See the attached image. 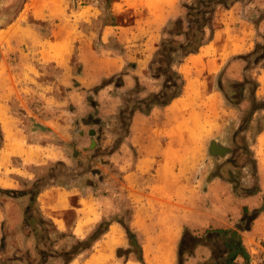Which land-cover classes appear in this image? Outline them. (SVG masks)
Wrapping results in <instances>:
<instances>
[{
  "label": "rangeland",
  "instance_id": "1",
  "mask_svg": "<svg viewBox=\"0 0 264 264\" xmlns=\"http://www.w3.org/2000/svg\"><path fill=\"white\" fill-rule=\"evenodd\" d=\"M60 1L65 18L34 21L24 14L17 19L27 0H0V129L7 119L22 149L36 155L26 161L9 153L3 162L2 154L8 153L3 143L0 188L16 196L37 183L42 189L56 188L69 201V209L53 215L63 218L67 229L58 230L51 219L36 225L38 231H49L48 240L40 234L37 242L18 209L28 205V198L0 193L5 211L0 213V263L39 264L34 249L38 245L51 254L43 264H63L54 256L111 219L135 234L143 263L126 255L127 234L113 221L121 243L108 249L113 257L109 264H152L166 230L176 232L172 264H212V253L203 262L188 260L193 252L182 255L179 263L184 229L186 249L194 244L190 237L204 239L207 232L232 230L248 255L264 236V59L255 49L264 44V0H242L228 12L215 10L216 37L173 67L184 82L178 98L186 103L176 111L172 103L177 98L165 106L152 104L162 78L154 76L149 65L159 42L167 39L163 30L183 18V4L192 0ZM162 7L173 9L172 17L162 15ZM104 20L116 26H102ZM25 25L38 42L54 38L66 25L58 34L73 37L68 60H43L41 51L48 54L49 48L19 40ZM206 59L218 61L220 68L205 71ZM213 141L230 152H212ZM232 159L235 165L228 163ZM220 168L231 169L240 186L236 191L218 179L210 182ZM222 175L228 178L226 172ZM247 195L252 196L240 197ZM81 202L90 204L97 220L85 227L86 235L74 238L69 228L86 218L83 210H74ZM34 210L36 220L44 217L37 203ZM208 236L202 242L210 244L222 262L226 238ZM104 241L102 235L91 254L82 252L67 264H80ZM146 246L151 260L144 256ZM197 256L201 259L199 252ZM235 261L246 263L242 258Z\"/></svg>",
  "mask_w": 264,
  "mask_h": 264
},
{
  "label": "trees",
  "instance_id": "2",
  "mask_svg": "<svg viewBox=\"0 0 264 264\" xmlns=\"http://www.w3.org/2000/svg\"><path fill=\"white\" fill-rule=\"evenodd\" d=\"M242 0H192L191 3H184L185 14L183 18H178L174 21H170L167 28L163 30V33L167 35V39H162L159 42L158 48L153 54L152 60L149 65V70L154 76L162 78L161 90L153 98L152 104L158 106L168 105L173 99L178 98L182 92L184 82L180 74L173 68L183 62V60L191 55L197 53L200 47H202L207 40H211L213 36L212 29V19L215 10L218 7L225 9L230 8L234 3L240 2ZM110 2V0H109ZM113 19V18H112ZM102 26H116V24L111 21L108 22L104 20ZM259 48L260 52L258 55L259 59H264V44L257 45L255 49ZM134 67V65H130ZM117 86H121V81L116 83ZM101 87H95L93 91L99 90ZM252 102H255L252 99ZM264 109V104L262 107ZM141 112L145 113L146 111ZM3 144V134L0 129V148ZM37 183L32 184L31 189H26V191L17 192L16 196L12 190L1 189L0 193L6 195H12L13 198L22 197L28 198V205L22 211L23 226L29 227L31 229L33 238H40V234H44V238L48 240V230L38 231L36 225H42L43 223H50L49 220L39 216L36 220V215L34 214V207L36 206L37 194L42 189L41 186L37 187ZM1 207V204H0ZM264 210V207L261 209ZM118 222L125 230L128 239L129 249L126 251V255L133 254L136 260L143 263L141 246L139 245L136 236L130 229L117 219H111L110 221L99 222L93 230L83 239L77 240L72 245L69 246L67 250L61 251L60 254L54 256L55 258L62 259L63 264H67L68 261L74 259L77 255L82 252H88L91 250L93 244L101 238L102 235L107 231L110 222ZM187 231L184 229L179 242V263L182 261L180 258L184 254L192 255L194 248L197 245H206L209 247L212 253V264H238L236 263L237 258H242L247 261L248 255L241 245L239 236L235 231L232 230H215L213 232H207L204 239H208V235L215 234L213 237H224L225 251L227 256L220 261V256L216 254L212 246L208 243H203L204 240L197 237H190L194 244L190 249H186L184 246L185 239L187 236ZM42 242V241H41ZM35 252L37 254V260L39 264L45 263L51 254L46 252V248H39L34 246ZM118 253V251H117ZM119 255V254H117ZM11 258L9 260H13ZM2 264V263H0ZM205 264V263H204ZM207 264V263H206Z\"/></svg>",
  "mask_w": 264,
  "mask_h": 264
},
{
  "label": "crops",
  "instance_id": "3",
  "mask_svg": "<svg viewBox=\"0 0 264 264\" xmlns=\"http://www.w3.org/2000/svg\"><path fill=\"white\" fill-rule=\"evenodd\" d=\"M36 1H37V3H36ZM50 3H51L50 0H27V2L25 3V6L21 10V12L18 14L17 19H19L20 16L23 14L29 16L34 21H44V20H50V19L61 20V19L65 18L66 11H65V7H64L63 3L60 0L57 1L56 6L53 5V3H51V4ZM236 4L237 3H235L233 5V7ZM147 6L150 7L151 9L155 8L154 10L157 9V7H153V6L146 4V7ZM231 7L228 9H225L222 7H218V8L223 9L224 12H228L231 10ZM218 8L216 10H218ZM172 10L173 9H168V10L166 9L165 10L164 7H162V11L160 10L159 12L162 13V15L168 14L167 17H172V15H171ZM237 22H238V20H237ZM239 22L241 23V25L245 24V20L242 18L239 20ZM7 28L8 29L12 28V24L9 25ZM63 28L67 29V26L62 25L60 27V29L57 32H55L54 38H49L48 40H42V41L38 42L32 37V34L34 32H33L31 27H28L26 25L21 26L20 33L23 34V37H21V39H19V40H21V41L24 40V42H26L27 39H29V41L31 40V43H33L34 45H40V46H42V48L46 47L45 49L49 48L50 51H48V54L44 53V55H43V52L41 51V55H40L41 58H42V56H45L43 58V60H48L51 62H62V63H64L68 60V58L71 54V51L73 50V48L70 47V45H72V38L73 37H72V35H68V33L65 35H59L58 32H60ZM105 28H108V27H104L102 31H104ZM114 28H116V27H114ZM215 37H216V31L213 33L212 39H214ZM206 46H207V44H204L199 50H201L202 48H204ZM57 47H63V48L57 50V52H56L55 49ZM38 52H40V50H38ZM194 55L195 54H191V55L187 56V58L190 56H194ZM212 65L214 67V70H211ZM203 66L205 68V71H207L209 73L216 71L217 68H220L218 61L214 62V61H210L209 59H206L203 61ZM100 75H102V74H100ZM103 76H105V75L103 74ZM177 101H179V102H177ZM181 102H182V105H180L179 107L174 106L176 103H181ZM185 104L186 103L184 100H182L181 98H177L172 103V108L174 111H176V110L182 109L185 106ZM10 125H12V123H10ZM11 129L14 133V139H16L17 136H16V133L14 132L12 126H11ZM1 131L3 134V143H4L3 147L6 151L7 150L6 149L7 148V140L5 138V133L3 130L2 122H1ZM6 154H9V153H3L1 156V159L3 160V162L5 160L4 156ZM11 154H13L15 156H19L23 160H26V161L27 160H33V156L35 155V153H29L28 151H23V153H11ZM217 179L220 181L228 183L227 181L220 179V178L211 179L210 182L215 181ZM251 196L252 195H247V196H243V197L240 196V197H241V199H248ZM104 197H106V196H104ZM36 203H37L39 210H41L42 214L44 215L43 218H47L48 220L51 219V221L53 222V224H55V226L58 230H66L67 229V228H65V221L63 220V218L59 219V218H56L55 216H53L55 213H63L65 210L69 209V201L66 197H64L63 192L58 191L56 188H54L52 186H49L48 188L45 187V188L41 189L40 192L37 194ZM0 204H1L0 213L2 215L5 213V211L3 209L4 205L1 202H0ZM81 204L82 205H78V206L74 207V210H76L78 212L79 211L81 212V210H83V212L81 214L83 215V218H85V217L86 218L82 224L78 225L77 224L78 222H76L73 226H71L69 228V232L73 237L75 236L74 238H76V237L78 238L79 236L86 235V233L88 231H87V229H85V227L87 225H89L91 222L97 220V214H96V212H94V210L92 209L90 204H88L86 202H83V203L81 202ZM24 208H25L24 205H22L18 208L19 212H20V218L21 219L23 217L22 211ZM89 208H91V210H92L91 213L88 210ZM102 216H104V215H102ZM102 216L100 217V220L103 218ZM56 221L61 222L62 225L57 224ZM112 226H116V224L114 222H110V224L108 225L107 231L103 235L105 237V241L102 244L101 248L96 250L92 256H88V258L83 260V262H81L80 264H109L110 261L113 260V257L111 255V253L108 251V249H110L111 247H113L115 245L110 246L109 248L105 246L110 228ZM99 240H97V241H99ZM116 245H119V244H116ZM198 252L200 253L199 257L201 259H198V256H197ZM91 253L92 252L90 251V254ZM101 256H106L107 257L106 261L104 263L103 262H97L96 263L94 260L96 258L101 257ZM210 256H211V250H209V248L202 246V245H197L194 248L193 257H189L188 260H191V259L199 260V262H201V260H202V262H203V261L209 259ZM186 263H187V261L183 262V264H186ZM239 264H241V263H239Z\"/></svg>",
  "mask_w": 264,
  "mask_h": 264
},
{
  "label": "bare ground",
  "instance_id": "4",
  "mask_svg": "<svg viewBox=\"0 0 264 264\" xmlns=\"http://www.w3.org/2000/svg\"><path fill=\"white\" fill-rule=\"evenodd\" d=\"M57 1L58 0H51V3H53V5H56ZM2 34L5 35L4 32H2ZM0 36H1V34H0ZM56 52H57V50H56ZM177 102H179V101H177ZM180 105H182V102L176 103L174 106L179 107ZM2 126H3L4 133H5V138L7 140L6 152H8V153H23L24 149H22V145L19 144V142H17L16 139H14V133L11 129L10 123L6 119H2ZM29 153H31V152H29ZM88 210L90 213L92 212L91 208H89ZM175 237H176V232H173L171 230L164 231L163 236H162V242L157 248V256H156L155 260L152 262V264H172L171 252H172V245L174 243ZM120 243H121L120 230L116 226H112L110 228L105 246L109 248L110 246L120 244ZM143 252H144V256L148 260H151V258L149 257V254L151 253L150 248L146 246L144 248ZM106 259H107L106 256H101L99 258H96L94 261L96 263L97 262H103L104 263L106 261Z\"/></svg>",
  "mask_w": 264,
  "mask_h": 264
},
{
  "label": "flooded vegetation",
  "instance_id": "5",
  "mask_svg": "<svg viewBox=\"0 0 264 264\" xmlns=\"http://www.w3.org/2000/svg\"><path fill=\"white\" fill-rule=\"evenodd\" d=\"M237 132H238V129H235L233 131V133L231 135L232 137H231V140H230L231 143H233L236 140V134H237ZM213 142L214 143L212 144V148H211V151L212 152H215V153H227V152L229 153L230 152V150L228 148H225V147L217 144L215 141H213ZM228 163H230V164L234 163L233 162V159L230 160V161H228ZM232 165H235V164H232ZM224 172H226V174L228 175V178L225 177L224 175H222ZM213 177L220 178V179H223V180L227 181L230 184L231 190L233 192L236 191L240 187L239 186V182L236 179V177L232 174L231 169L223 170V172H222V169L221 170H218L217 173H215Z\"/></svg>",
  "mask_w": 264,
  "mask_h": 264
},
{
  "label": "built area",
  "instance_id": "6",
  "mask_svg": "<svg viewBox=\"0 0 264 264\" xmlns=\"http://www.w3.org/2000/svg\"><path fill=\"white\" fill-rule=\"evenodd\" d=\"M245 264H264V236L250 249Z\"/></svg>",
  "mask_w": 264,
  "mask_h": 264
},
{
  "label": "water",
  "instance_id": "7",
  "mask_svg": "<svg viewBox=\"0 0 264 264\" xmlns=\"http://www.w3.org/2000/svg\"><path fill=\"white\" fill-rule=\"evenodd\" d=\"M98 121L96 120L95 123H97ZM92 134V133H90ZM1 247H3V239L1 240Z\"/></svg>",
  "mask_w": 264,
  "mask_h": 264
}]
</instances>
